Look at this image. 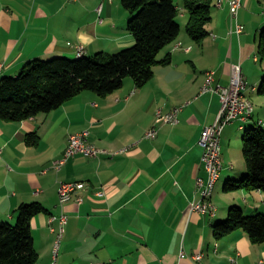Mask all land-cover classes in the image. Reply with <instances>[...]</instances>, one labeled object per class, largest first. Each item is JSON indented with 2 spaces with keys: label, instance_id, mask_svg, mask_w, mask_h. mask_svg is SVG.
Listing matches in <instances>:
<instances>
[{
  "label": "crops",
  "instance_id": "crops-1",
  "mask_svg": "<svg viewBox=\"0 0 264 264\" xmlns=\"http://www.w3.org/2000/svg\"><path fill=\"white\" fill-rule=\"evenodd\" d=\"M228 2L211 0L214 12L200 43L186 33L183 14L179 35L157 56L170 62L155 65L144 85L127 77L106 96L85 90L50 112L0 119V221L15 223L23 203L46 208L30 224L38 264L52 261L56 234L50 227H58L60 181H84L86 189L81 203L72 199L64 206L57 264H264V243H252L242 229L221 239L213 235V225L233 205L245 214L264 213L262 191H223L225 181L247 170L238 131L264 128V94L257 92L264 63L256 53L262 0H242L240 34L232 31ZM129 16L121 0H0V78L16 76L32 60L74 59L78 45L85 57L131 46ZM235 64L252 84L245 95L253 114L222 131L214 213L190 212L191 202L200 198L196 178L206 177L200 134L220 108L219 95L200 92L205 73L213 70L215 83L228 85ZM174 108H179L175 124L156 117V110ZM152 128L157 134L148 138ZM83 131L89 143L117 153L76 154L55 170L52 163L63 156L69 136ZM32 132L38 136L34 146L26 143ZM181 251L186 256L180 259ZM198 253L202 259L193 260Z\"/></svg>",
  "mask_w": 264,
  "mask_h": 264
},
{
  "label": "trees",
  "instance_id": "trees-1",
  "mask_svg": "<svg viewBox=\"0 0 264 264\" xmlns=\"http://www.w3.org/2000/svg\"><path fill=\"white\" fill-rule=\"evenodd\" d=\"M176 0H121L130 14L127 29L134 37L131 46L115 53L98 52L74 59L55 57L36 59L23 66L16 76L0 78V119L21 121L47 113L82 91L106 96L131 78L139 87L154 75V66L168 64L170 57L158 59V53L180 33ZM187 21L185 31L196 43L208 35L212 19L211 0H182ZM264 63V26L259 31L256 51ZM264 94V77L257 89ZM246 173L223 184L224 192L238 190L264 193V128L248 127L241 136ZM35 132L26 135L27 145H36ZM39 202L23 203L17 209L15 223L0 221V264H35L38 253L33 245L31 220L46 212ZM238 229L246 232L254 244L264 243V213L245 214L242 208L229 207L226 217L213 225L216 239Z\"/></svg>",
  "mask_w": 264,
  "mask_h": 264
},
{
  "label": "built area",
  "instance_id": "built-area-1",
  "mask_svg": "<svg viewBox=\"0 0 264 264\" xmlns=\"http://www.w3.org/2000/svg\"><path fill=\"white\" fill-rule=\"evenodd\" d=\"M220 1L218 5H220ZM229 14L233 21V28L237 34L243 30L242 25L237 22L238 10L242 6V0H229ZM264 13V8H263ZM76 56H82L84 49L81 45L74 46ZM1 67V65H0ZM248 89L247 81L245 80L241 66L235 64L232 66L231 75L228 85H221L214 81V71L210 70L205 73L204 82L202 84L201 93H216L219 95L220 108L212 124L203 128L200 134L199 144L202 147L201 164L205 170L206 177L204 179L198 177L195 181V191L198 192L200 198L193 200L190 204V212L209 213L213 214L215 206L212 203V195L214 187L220 177L222 169L221 163V134L224 127L234 120L241 122L248 121L253 114V105L250 99L245 95ZM254 89V88H253ZM179 108L163 113L162 110H156V117L163 118L166 122L175 124L178 121L177 114ZM157 131L155 128L146 131L145 135L148 138H155ZM87 131L71 134L68 138V143L64 154L61 158L52 163L55 170H59L68 158L83 154L86 156L96 157L100 154L114 155L117 151L108 152L102 148L89 143L87 141ZM86 189L84 181H60L57 189L58 203L61 212L56 217L58 227H50L51 232L55 233V241L53 245V255L50 264H57L56 258L62 240L64 226L67 221V215L64 210L65 204L74 199L77 203H81L83 198L81 192ZM96 194L101 195V192ZM55 218V217H51ZM185 252L181 251L179 258H184ZM203 257L202 253L194 254L192 259L200 261ZM35 264H38L37 262ZM178 264V263H177Z\"/></svg>",
  "mask_w": 264,
  "mask_h": 264
},
{
  "label": "rangeland",
  "instance_id": "rangeland-1",
  "mask_svg": "<svg viewBox=\"0 0 264 264\" xmlns=\"http://www.w3.org/2000/svg\"><path fill=\"white\" fill-rule=\"evenodd\" d=\"M176 5L178 6V15H177V17H176V20H177V22L180 24V22L182 21V15L184 14H186L185 13V11L182 9V7H181V4H182V0H176ZM263 8H264V0H262V3H261V7H260V12H259V14H260V16L264 19V13H263ZM211 10H212V13L214 12V7H213V5H212V8H211ZM228 18H229V16H228ZM229 23H230V20H229ZM248 84V83H247ZM261 84V83H260ZM260 84L258 85V87L260 86ZM251 85L252 84H248V87H249V90L251 89ZM249 90H248V95L250 94V92H249ZM242 133H244V131H238V134L240 135H243ZM243 176V175H242ZM242 176H239L238 178H240V177H242ZM236 179V178H235ZM223 220V219H222ZM222 220H219L218 222H221Z\"/></svg>",
  "mask_w": 264,
  "mask_h": 264
},
{
  "label": "bare ground",
  "instance_id": "bare-ground-1",
  "mask_svg": "<svg viewBox=\"0 0 264 264\" xmlns=\"http://www.w3.org/2000/svg\"><path fill=\"white\" fill-rule=\"evenodd\" d=\"M246 80V79H245Z\"/></svg>",
  "mask_w": 264,
  "mask_h": 264
}]
</instances>
